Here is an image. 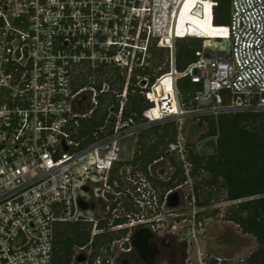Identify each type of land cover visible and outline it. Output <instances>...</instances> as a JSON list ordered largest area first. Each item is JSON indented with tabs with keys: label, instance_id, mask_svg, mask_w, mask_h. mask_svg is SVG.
Returning a JSON list of instances; mask_svg holds the SVG:
<instances>
[{
	"label": "built area",
	"instance_id": "built-area-1",
	"mask_svg": "<svg viewBox=\"0 0 264 264\" xmlns=\"http://www.w3.org/2000/svg\"><path fill=\"white\" fill-rule=\"evenodd\" d=\"M170 2L0 0V264H55L63 222L92 225L89 244L76 249L72 264H121L123 255L135 254L131 238L141 227L158 237L166 223L174 234L197 241L202 235L183 125L190 116L264 111V0H231L230 24L218 26L226 34L214 38L228 46H206L188 69L201 84L191 109L177 86L176 42L196 36H172L181 0L172 9ZM211 4L214 16L217 2ZM154 46L168 51L169 63L156 83L165 74L174 78L165 106L176 99L181 113L158 120L178 119L177 137L167 155L143 169L134 160L139 132L157 116L156 84L150 87L140 71L150 68ZM105 70L118 71L123 87L99 76ZM132 81L152 103L141 122L126 115ZM107 96L115 101L98 123ZM171 157L187 180L164 190L157 180L173 171ZM186 185L189 195L169 207V196ZM107 232L116 237L94 253L95 236ZM197 254L199 264H223Z\"/></svg>",
	"mask_w": 264,
	"mask_h": 264
},
{
	"label": "trees",
	"instance_id": "trees-1",
	"mask_svg": "<svg viewBox=\"0 0 264 264\" xmlns=\"http://www.w3.org/2000/svg\"><path fill=\"white\" fill-rule=\"evenodd\" d=\"M213 1L217 2L214 16L211 14V0H181L174 14L173 37L196 36L178 39L176 42V66L180 72L177 86L187 109L196 106L195 97L201 90V84L192 81L188 69L199 59L206 46L223 49L226 43L214 38L226 34V31L221 32L218 26H229L231 0ZM151 50L156 56L155 62L160 61L163 56L157 54L160 49L154 46ZM158 64L159 62L156 64L157 67H160ZM157 67L153 65L140 71V74L149 75L150 84H153L157 77L168 72L169 63L155 75L154 70ZM99 76L111 82L113 86L121 84V88L125 81L118 71L113 70H105ZM171 79L172 81L174 79L171 74H165L155 85L152 100L157 105L154 110L157 114L156 119L166 115L172 116L180 111L175 99L174 104L170 105L171 112L166 113V110H170L165 106L166 101H170L168 104L172 103L170 94L172 90L168 86ZM135 92L138 94L135 95ZM113 100L115 101V98L112 96L105 97V112L98 123L104 120L108 112L107 106ZM229 102V99L225 100L226 104ZM151 106L152 103L142 89L132 81L126 115H136L137 120L141 122L143 112ZM205 118L208 123V132L205 136L216 138L217 148L214 153L204 155L197 151L196 147L189 145L191 175L197 178L199 174H205V184L210 187L206 200L201 201L200 185L195 184L197 204L199 207L208 205L214 200L213 195L221 187L224 188L226 200L233 202L226 210L225 220L237 224L243 233L254 236L258 248L251 252L245 261L231 263L224 259L223 264H264V111L225 112L217 117ZM175 131V123L171 122L169 125L156 126L142 132L138 137L135 160L138 167L146 169L155 159L167 155L168 144L176 138ZM170 162L173 167L171 175L166 180H157L164 190L177 188L187 180L183 165L174 157L170 158ZM91 230L92 225L87 221L58 224L55 234V264H72L76 249L89 244ZM115 237L116 234L110 232L95 236L93 252L96 253L102 246L109 247ZM216 262V259L211 260V264Z\"/></svg>",
	"mask_w": 264,
	"mask_h": 264
},
{
	"label": "rangeland",
	"instance_id": "rangeland-1",
	"mask_svg": "<svg viewBox=\"0 0 264 264\" xmlns=\"http://www.w3.org/2000/svg\"><path fill=\"white\" fill-rule=\"evenodd\" d=\"M213 22V21H212ZM174 24L172 26V36L175 34L174 32ZM224 45L227 47L228 44L224 43ZM157 54H162L158 65L160 67H157L156 56L153 55L150 58V68L155 65V75H157L162 69H165L167 67L168 63V51L164 49H160L157 51ZM157 81V80H156ZM156 81L153 84H150V87L156 84ZM138 94V92H135V95ZM206 116L200 115V116H193V117H187L185 119L184 125H183V133L187 139L188 142V151H189V145L191 147H196L197 151L201 152L202 147L212 139V137H206V133L208 132V123L206 121ZM209 117H216L215 115L209 116ZM156 121V120H154ZM171 122L175 123L176 131L175 135L177 137L178 133V127L179 122L176 118H169L166 120L157 121L155 123H150L147 126H145L144 129H142L139 132V135L142 132L149 131L153 129L156 126L162 127L169 125ZM216 139V138H214ZM189 153V152H188ZM167 165V164H166ZM164 165V166H166ZM167 168V167H166ZM168 169V174L166 175V179L171 175V170ZM205 174L201 173L197 178H193V183L200 185L201 193H200V200L205 201L208 195V192L210 191V187L206 186L205 184ZM190 187L189 185L184 186L179 192L180 197L184 198L186 195H189ZM213 199L210 203L203 207H198L199 210V218L203 222V228L204 231L200 237L202 238L201 247L204 248L202 250L203 253H205V261L210 262L212 258H222L225 260L230 261L231 263H238L241 261H245L247 257L258 248V243L254 236L245 234L242 232L241 228L228 220H225V213L229 205H231L233 202L226 200V192L224 188H220L217 193L213 195ZM171 222V221H169ZM168 223L161 228L159 232V237L157 238L159 242H162L163 239H166V237H169L170 240L174 239L175 237L178 241V245L174 242L169 248V251L171 249L175 250L176 255H171L167 251V249H164L162 247V253L159 257L156 264H172L173 259H178L180 263L183 264H199V256L197 254L198 250L201 248L198 241L189 238L186 234L181 235L179 233L174 234L172 233L171 226L167 227ZM170 235V236H169ZM182 245H181V244ZM186 243V245H185ZM184 244V245H183ZM186 248V252L184 255V251ZM177 256V257H176ZM181 260V261H180ZM179 264V263H177Z\"/></svg>",
	"mask_w": 264,
	"mask_h": 264
},
{
	"label": "water",
	"instance_id": "water-1",
	"mask_svg": "<svg viewBox=\"0 0 264 264\" xmlns=\"http://www.w3.org/2000/svg\"><path fill=\"white\" fill-rule=\"evenodd\" d=\"M217 143L216 139L212 138L202 147V154L208 155L216 151ZM182 202L180 192H173L168 198V205L171 208H176ZM158 236L146 227H141L135 230L131 242L135 247V254L130 256L128 254L123 255L121 258V264H156L162 253V243L157 239ZM186 245V243H185ZM184 255L186 248H184ZM86 254L81 253L77 260L79 262L85 261ZM181 261V260H180ZM183 264L173 259L172 264Z\"/></svg>",
	"mask_w": 264,
	"mask_h": 264
},
{
	"label": "flooded vegetation",
	"instance_id": "flooded-vegetation-1",
	"mask_svg": "<svg viewBox=\"0 0 264 264\" xmlns=\"http://www.w3.org/2000/svg\"><path fill=\"white\" fill-rule=\"evenodd\" d=\"M138 150V145L136 144V151ZM201 154H202V149H201V152H200ZM136 158H137V152H136V156H135V159L134 160H136ZM136 164V163H135ZM136 166H138L137 164H136ZM178 245V241H177V239H176V237H175V240L174 239H172V240H170L169 239V237H166V239H163L162 240V245H163V247H164V249H167V251L169 252V253H171V255H176L174 252H175V250L174 249H171V251H169V248L171 247V246H173L172 244H174V242ZM176 244H174V245H176ZM181 244V243H180ZM182 245V244H181ZM184 245V244H183ZM177 257V256H176ZM176 261L178 260V259H175Z\"/></svg>",
	"mask_w": 264,
	"mask_h": 264
},
{
	"label": "bare ground",
	"instance_id": "bare-ground-1",
	"mask_svg": "<svg viewBox=\"0 0 264 264\" xmlns=\"http://www.w3.org/2000/svg\"><path fill=\"white\" fill-rule=\"evenodd\" d=\"M178 1H179V0H171V2H170V3H171V9H172V7H173L174 4H177V3H178ZM221 36H224V35H221ZM219 37H220V36H219ZM153 91H154V93H155V87L153 88ZM154 93H152L151 97L153 96ZM155 103H156V102H155ZM156 106H157V105H156ZM156 106H155V107H156ZM180 113H181V112L179 111V112H177L176 114H174V115H172V116H176V115H178V114H180ZM155 114H156V112H155ZM156 116H157V114H156ZM163 118H164V117L159 118V119H156V121H158V120H160V119H163Z\"/></svg>",
	"mask_w": 264,
	"mask_h": 264
},
{
	"label": "crops",
	"instance_id": "crops-1",
	"mask_svg": "<svg viewBox=\"0 0 264 264\" xmlns=\"http://www.w3.org/2000/svg\"><path fill=\"white\" fill-rule=\"evenodd\" d=\"M201 242H202V238H201V237H199V238H198V243H199V245L201 244ZM200 247H201V245H200ZM200 250L202 251V250H204V248H203V247H201V248H200Z\"/></svg>",
	"mask_w": 264,
	"mask_h": 264
}]
</instances>
